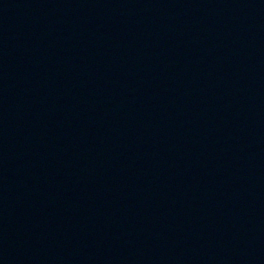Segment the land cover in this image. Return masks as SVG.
Masks as SVG:
<instances>
[{
    "label": "water",
    "instance_id": "1",
    "mask_svg": "<svg viewBox=\"0 0 264 264\" xmlns=\"http://www.w3.org/2000/svg\"><path fill=\"white\" fill-rule=\"evenodd\" d=\"M0 264H264V0H0Z\"/></svg>",
    "mask_w": 264,
    "mask_h": 264
}]
</instances>
